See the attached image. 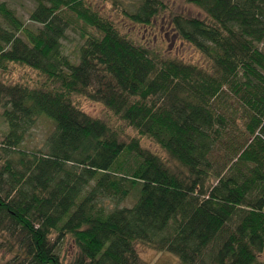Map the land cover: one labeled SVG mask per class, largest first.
I'll list each match as a JSON object with an SVG mask.
<instances>
[{
    "label": "trees",
    "instance_id": "16d2710c",
    "mask_svg": "<svg viewBox=\"0 0 264 264\" xmlns=\"http://www.w3.org/2000/svg\"><path fill=\"white\" fill-rule=\"evenodd\" d=\"M33 1L35 29L0 1V264H143L137 243L177 264H264V0H183L204 18L170 23L205 67L135 45L86 0ZM165 8L139 0L124 15L149 25ZM64 14L83 25L77 63L62 51ZM10 65L44 81H9ZM75 98L101 103L134 134ZM231 101L245 117L238 143ZM39 116L54 129L27 150ZM220 149L232 154L218 158ZM66 238L77 248L68 262Z\"/></svg>",
    "mask_w": 264,
    "mask_h": 264
},
{
    "label": "rangeland",
    "instance_id": "374dc122",
    "mask_svg": "<svg viewBox=\"0 0 264 264\" xmlns=\"http://www.w3.org/2000/svg\"><path fill=\"white\" fill-rule=\"evenodd\" d=\"M6 2L14 14L26 25L33 29L38 27L29 20V13L34 8L33 0H0ZM166 8L160 11L154 18H152L149 25H140L131 22L125 15L126 12H134L139 0H86V3L101 16L110 20L118 31L130 39L135 45L145 47L150 50H155L161 57L172 58L185 63H194L200 67H205L206 62L200 53L193 48L189 43L183 41L174 31L170 19L174 14L186 17L204 18L205 14L196 6L186 3L183 0H163ZM65 19L70 23L65 31L64 38L61 39L62 51L73 63L78 62L79 47L82 44V38L79 31L82 28V23L74 18L71 14H64ZM1 21V20H0ZM2 22V21H1ZM3 24V23H2ZM6 26L5 24H3ZM259 48L264 52V40L259 44ZM9 81H19L21 83L36 85L44 78L24 66L10 65L9 71L4 75ZM81 110L88 116L93 118H100L107 120L111 126H118V129L126 136H132L134 131L124 124L107 117L105 107L98 102H94L85 98H75ZM227 104V103H226ZM230 110L228 111L234 121L231 124L233 131V138L236 143L242 142L245 137L244 123L245 117L243 113L239 112L238 105L231 101ZM236 113V114H235ZM7 126L4 120L0 117V139L6 132ZM54 129L53 122L46 116H39L34 127L25 138L22 146L27 150H36L41 147L46 136ZM129 137H124L128 140ZM142 147L160 154L164 159H168L165 152H162L159 147L149 139L142 138L140 141ZM217 155H231L230 149H220ZM168 164L172 165L168 161ZM70 163L66 168H71ZM132 197H129L120 205H131ZM135 249L143 264H177L175 255L166 252L158 251L149 246L137 243ZM77 253V248L73 241L69 238L64 239L60 246V256L65 261H70ZM9 257L8 254L0 250V261ZM258 259L264 262V252L259 255Z\"/></svg>",
    "mask_w": 264,
    "mask_h": 264
}]
</instances>
